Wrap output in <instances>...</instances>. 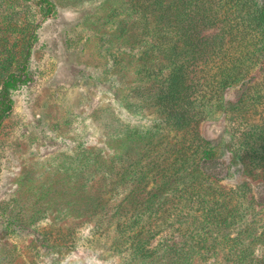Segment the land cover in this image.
Returning <instances> with one entry per match:
<instances>
[{
  "label": "rangeland",
  "instance_id": "rangeland-1",
  "mask_svg": "<svg viewBox=\"0 0 264 264\" xmlns=\"http://www.w3.org/2000/svg\"><path fill=\"white\" fill-rule=\"evenodd\" d=\"M132 3L0 0V91L9 75L19 80L11 112L0 108V264H171L165 244L186 240L188 231L212 237L216 226L202 214L210 208H223L232 223L218 229L224 235L251 225L264 264L261 38L240 49L228 38L190 66L201 114L181 130L156 97L172 67L160 49L166 26L146 25ZM219 27L202 35L213 39ZM253 53L248 65L243 54ZM237 71L235 83L220 87ZM185 160L180 184L162 187L163 174ZM139 208L146 215L138 227L147 229L139 236L158 251L151 259L137 257L133 239L117 232ZM223 252L192 264H232Z\"/></svg>",
  "mask_w": 264,
  "mask_h": 264
},
{
  "label": "trees",
  "instance_id": "trees-1",
  "mask_svg": "<svg viewBox=\"0 0 264 264\" xmlns=\"http://www.w3.org/2000/svg\"><path fill=\"white\" fill-rule=\"evenodd\" d=\"M131 10L142 15L143 21L146 25H150L152 19L158 24H164L169 27L165 28V33L161 34L160 49L164 52V57L170 62L171 71L167 78H164L159 85L156 93L157 100L160 105V111L167 115V120L173 122L181 130H185L187 127H191L193 122L197 123L201 112H197L196 102L200 96L197 87L200 85L196 80H191L189 77V68L191 65H197L205 56H212L216 49L222 50L226 46V40L228 38V44L236 46V49L242 48L245 44H255L256 37L259 39L257 46V52L260 55L264 54V0H131ZM218 24H222L219 27L220 34L213 38L207 35H202L205 29H214ZM255 39V40H254ZM254 52V51H253ZM246 59V63L253 64L256 59V55L243 54ZM243 56V57H244ZM242 58V57H241ZM167 62V63H168ZM205 65H207V62ZM238 63V61H237ZM237 65V64H236ZM240 63L237 65L239 66ZM235 68V65H232ZM240 71H237L235 75L229 74L224 79L220 80V87H229L236 82ZM19 80L15 75H9L8 79L4 81L0 96H1V112L4 115L12 110V102L10 99V91L14 89ZM199 95V94H198ZM3 115V116H4ZM130 138H134V135L130 133ZM149 136V135H148ZM144 138H147L145 136ZM135 140H137L135 138ZM186 155V154H185ZM172 164V163H171ZM188 160H185L177 171L164 173L162 177V187L165 185L175 189L180 181L184 178L185 168L188 167ZM175 166H177L175 164ZM203 166V165H202ZM176 168V167H169ZM201 170H205V167H200ZM169 170V169H168ZM176 170V169H175ZM146 179V175L141 177L138 181L142 184ZM200 187L194 188L199 190ZM156 194L152 193L151 196ZM166 208V207H165ZM153 215L157 214L154 209ZM202 212L205 219L212 220L213 226H216L212 237L201 235L198 230L192 234L188 231L186 240L165 244L163 248L164 252L162 257L167 258L171 264H192L196 258H200L205 261H209L212 253L219 250H224L222 259L223 261L230 262L232 264H259V260L256 259V250L254 246L251 225L240 230L241 234L234 237H229V233L222 234L218 229L222 227H229L232 225L228 222V218L225 217L223 208H210L204 209ZM135 220L131 223L121 221L118 224L117 232L121 239L130 237L133 242L134 254L137 257L143 259H151L158 251L154 252L149 248L148 239L143 240L140 238V234L147 231L145 227L139 228V221L143 218V210L140 208L135 211ZM164 214L174 215L170 208H166L162 211ZM175 215L183 217L184 220L189 219L190 212H183L181 210H175ZM125 214L130 211L123 212ZM146 215V214H145ZM151 215V214H150ZM203 220L201 224H207V221ZM9 225V226H8ZM7 229H11L14 223H9ZM221 227H220V226ZM23 226V225H21ZM24 228V226L22 227ZM9 230V231H10ZM136 230V231H135ZM216 231L220 235V239L214 235ZM15 232V231H14ZM152 231L148 230L146 236ZM224 233V232H223ZM250 238V239H248ZM39 242L40 239H38ZM45 244H49L45 240ZM227 248V249H226ZM203 254H196L202 253ZM218 255V254H217Z\"/></svg>",
  "mask_w": 264,
  "mask_h": 264
}]
</instances>
